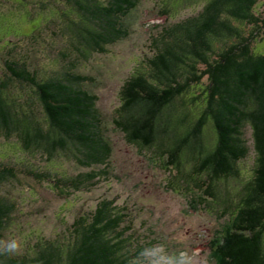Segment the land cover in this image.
<instances>
[{
  "label": "trees",
  "instance_id": "trees-1",
  "mask_svg": "<svg viewBox=\"0 0 264 264\" xmlns=\"http://www.w3.org/2000/svg\"><path fill=\"white\" fill-rule=\"evenodd\" d=\"M141 1L69 0L76 19L68 25L76 58L105 54L109 46L128 38V19ZM257 3L209 0L197 17L175 24L162 36L150 71L138 73L123 86L116 120V127L132 143L168 152L179 173L183 161L192 162L193 172L207 175L211 185L239 176L237 165L250 151L246 130L252 131L253 179L240 199L233 232L215 251L218 264H264V53H256L252 44L264 30V21L254 15ZM231 20L252 25L253 31L245 36ZM69 61L64 71L43 78L23 64L6 63L12 79L34 89L43 123L21 115L9 102L7 84L0 80V128L8 136L17 132L28 151L49 158L70 153L85 169L74 177L28 171L39 182H53L63 197L85 190L107 174L113 154L99 98L85 87L91 78L79 73L75 59ZM205 78L202 107L194 122L186 123L191 114L189 110L180 114L177 102ZM16 178L17 168L0 164V186ZM14 212L15 204L0 197V232ZM131 228L128 212L103 200L92 213L74 220L67 246L45 242L32 256L0 255V264H130L143 249Z\"/></svg>",
  "mask_w": 264,
  "mask_h": 264
},
{
  "label": "rangeland",
  "instance_id": "rangeland-1",
  "mask_svg": "<svg viewBox=\"0 0 264 264\" xmlns=\"http://www.w3.org/2000/svg\"><path fill=\"white\" fill-rule=\"evenodd\" d=\"M208 1L142 0L128 19V38L109 46L105 54L81 60L76 58L68 30L70 20H76L69 0H0V80L7 84L9 102L21 115L29 114L43 123L34 89L12 79L6 63L23 64L43 78L64 71L66 61L75 59L79 73L91 78L85 87L99 98L98 108L113 148L107 174L102 173L85 190L63 197L53 182H39L28 171L48 172L50 177H74L85 172L72 154L58 152L49 158L43 152L28 151L17 132L8 136L0 128V164L18 169V178L0 186V197L15 204L0 240H19L21 250L17 256H32L45 242L67 246L74 220L92 213L99 202L112 200L128 212L132 237L143 249L163 244L169 253L188 249L198 253L201 264H218L215 251L233 232L240 199L253 179L256 154L252 131L246 130L250 151L237 165L239 176L211 185L207 175L193 172L192 162L183 161L179 173L170 164L168 152L156 147L144 149L116 127L125 83L140 72H149L162 36L175 24L197 17ZM254 15L264 21V0H258ZM231 23L245 36L253 31L252 25H239L234 20ZM259 31L252 44L261 54L264 30ZM206 84L205 78L178 100L180 114L186 110L191 114L184 122H194ZM204 133L212 141L208 128Z\"/></svg>",
  "mask_w": 264,
  "mask_h": 264
},
{
  "label": "clouds",
  "instance_id": "clouds-1",
  "mask_svg": "<svg viewBox=\"0 0 264 264\" xmlns=\"http://www.w3.org/2000/svg\"><path fill=\"white\" fill-rule=\"evenodd\" d=\"M20 250L19 240L14 238L0 240V255H16ZM130 264H201V260L198 253L188 249L169 253L163 244H158L142 249Z\"/></svg>",
  "mask_w": 264,
  "mask_h": 264
}]
</instances>
